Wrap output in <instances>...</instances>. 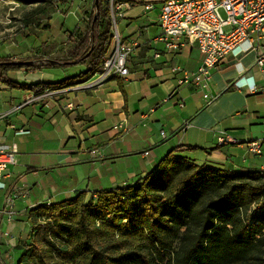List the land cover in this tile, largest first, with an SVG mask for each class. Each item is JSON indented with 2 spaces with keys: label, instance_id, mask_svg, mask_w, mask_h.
Masks as SVG:
<instances>
[{
  "label": "crops",
  "instance_id": "1",
  "mask_svg": "<svg viewBox=\"0 0 264 264\" xmlns=\"http://www.w3.org/2000/svg\"><path fill=\"white\" fill-rule=\"evenodd\" d=\"M162 1L115 0L118 38L136 44L125 77L88 85L91 77L42 94L0 81V144L17 150L1 178L0 253L26 250L32 208L133 183L169 152L199 165L264 174V71L254 52L224 57L205 91L178 84L183 72L196 70L201 54L189 43L172 51L155 41ZM53 67L9 77L19 84L58 82L81 71ZM240 76L254 90L235 87ZM218 136L230 140L219 144ZM252 140L261 141L260 152L248 150Z\"/></svg>",
  "mask_w": 264,
  "mask_h": 264
},
{
  "label": "trees",
  "instance_id": "2",
  "mask_svg": "<svg viewBox=\"0 0 264 264\" xmlns=\"http://www.w3.org/2000/svg\"><path fill=\"white\" fill-rule=\"evenodd\" d=\"M110 14L109 0H92L83 33H67L64 58L0 55V81L42 94L88 80L112 49ZM54 44L41 42L40 49ZM74 64L85 69L58 82L9 77ZM30 215V244L20 257L31 264H150L153 254L162 259L169 250L173 264H264V174L199 165L172 152L133 183L89 198L81 191Z\"/></svg>",
  "mask_w": 264,
  "mask_h": 264
},
{
  "label": "built area",
  "instance_id": "3",
  "mask_svg": "<svg viewBox=\"0 0 264 264\" xmlns=\"http://www.w3.org/2000/svg\"><path fill=\"white\" fill-rule=\"evenodd\" d=\"M109 7L113 46L103 58L101 69L92 75L93 79L89 80L88 85L101 83L112 77L127 76L126 62L136 45L119 40L111 1ZM145 8L150 6L145 5ZM219 10L223 11V16ZM157 24L160 33L155 41L160 42L165 49L174 51L189 43L201 54L196 70L192 73L183 72L178 84L192 82L205 91L209 86L211 70L218 68L224 57H235L246 51L254 52L255 64L264 71V0H163ZM233 85L237 88L247 86L254 90L253 82L243 76L237 78ZM203 97H208L207 92L203 93ZM261 124L264 126V117ZM27 132L28 130L19 129L16 133ZM229 140L224 136L217 137L219 144ZM260 146V140H252L247 144L248 150L252 152H260ZM16 151L14 144H0V188L3 187V171L7 165L14 163Z\"/></svg>",
  "mask_w": 264,
  "mask_h": 264
},
{
  "label": "rangeland",
  "instance_id": "4",
  "mask_svg": "<svg viewBox=\"0 0 264 264\" xmlns=\"http://www.w3.org/2000/svg\"><path fill=\"white\" fill-rule=\"evenodd\" d=\"M91 3L92 0H0V55L25 58L41 54L49 58H64L67 33L71 31L76 36L83 33ZM219 13L224 15L222 10H219ZM41 42L55 43V48L51 51L41 50ZM76 66L81 71L85 69L84 64H74L57 66V71L73 74L75 70L73 67ZM53 68L46 69L52 72ZM40 223L44 225L45 221ZM53 242L58 246L55 241ZM27 243L30 244V241ZM52 254L55 257L56 250H52ZM158 255L153 254L150 264H173L172 251H165L162 259ZM0 264L31 262L19 255L5 256L2 252Z\"/></svg>",
  "mask_w": 264,
  "mask_h": 264
}]
</instances>
